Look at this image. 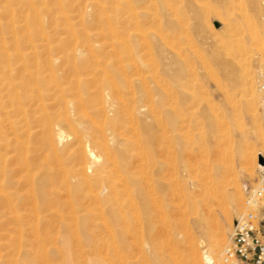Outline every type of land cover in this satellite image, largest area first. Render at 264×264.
Listing matches in <instances>:
<instances>
[{"label": "bare ground", "instance_id": "obj_1", "mask_svg": "<svg viewBox=\"0 0 264 264\" xmlns=\"http://www.w3.org/2000/svg\"><path fill=\"white\" fill-rule=\"evenodd\" d=\"M25 1L36 13L35 22L41 21V14L36 10L35 0ZM235 1L241 4V0H216L222 12L208 21L211 31H213V20L219 21L217 27L224 28L223 16L234 15L229 13V10ZM121 2L122 31L119 32L118 26H112V21L109 22L112 26L113 38L110 45L104 39L105 29L95 33L83 32L88 34L87 37L104 36L97 45H93L90 41L87 45H83L78 41L77 24L72 20H69L66 25L71 38L77 40L72 50H55L50 43L43 45V49H39L33 43V39L26 48L19 46L16 41L14 47H9L4 41L0 44V194L6 193L2 183L9 173H12L19 187L21 186L20 189L33 191L35 195L33 180L37 175L35 171L38 167L30 158V130L33 124H38L41 148H33L35 153L37 151L41 155L43 150L49 149L57 156L59 148L70 135L57 124L62 123L69 127L75 136L72 140L76 149L70 158L75 164L68 167L70 159L67 160L61 156H57L53 164L47 162L49 160H43L41 168H44V173L40 176L42 183L39 188L46 194L45 196H49L44 206L55 207L66 204V207L75 211L78 200H83L82 202L85 203L89 200L96 210L110 214L111 219L104 222L111 240L109 251L104 257L93 258L91 264H166L156 252V246L160 244L158 237L154 235L156 226H159L157 223L164 226V230L161 227L157 230L161 228L163 233L166 232L167 237L172 236L175 232L173 210L184 217L190 208L192 210L198 205V201L195 200L193 191L184 182H178L179 187L176 186L175 190L169 192L161 188L163 184L159 177H161L162 169L168 167L167 170H170L173 176L178 171L179 164L170 155L165 154L161 159L155 154L150 156L146 154L143 158L144 167L147 169L150 165V171L146 170L140 181L134 178V183H130L127 176H124L131 168L130 160L133 157L128 153V148L140 141L134 139L135 127L123 124L130 121L127 118L125 100L126 95L136 94L137 88L142 95L152 94V86L159 82L155 74L150 77L146 75V71L152 64L151 61H155L152 60L151 54L158 50V54L163 52L166 58L169 51L167 49L172 46L173 36L183 31L187 21H201L206 8L201 3L202 0H122ZM179 2L185 3V12L177 8L179 5L176 7L175 4ZM249 3L250 10L246 18L248 43L244 39L236 38L235 47L224 46L215 52V60L222 70L224 81L229 79L237 83L240 91L238 94L226 97L225 101L230 111L226 108L220 115V113L212 112V109L205 110L204 116L209 127L204 135L206 139L203 140L205 141L204 152H214L215 155L228 161L229 165L233 163L231 159L240 154L244 158L242 171L245 173L251 172V165L259 162L260 155L253 153L251 146L244 139L236 141L234 137L235 134L249 131V126L245 123L246 118L263 142L261 145L264 144V120L258 108L259 95L255 86V73L264 55V36L260 21L264 12V0H249ZM93 4L99 9V12L95 13H103L99 23L110 20L109 14L106 13L107 7L101 0H93ZM65 14L68 18V13ZM262 19L264 21V16ZM228 26H233L232 22H229ZM26 27L27 31H30L29 24ZM233 29L234 27L227 28L230 33ZM43 30L41 34L47 36ZM32 35L29 32V36ZM230 43L232 44V41ZM110 46L112 62L108 60L107 49ZM120 47L121 53L118 51ZM158 58L153 59L158 62ZM256 63L258 68L255 67L254 70ZM56 110L58 111L57 123L51 118ZM227 116L233 120H227ZM83 123L89 125L91 130L89 134L84 132L81 126ZM21 131H24L26 141H21ZM214 132L216 133L213 134ZM159 137L157 142L163 143L164 141ZM170 154L172 155V152ZM8 162L10 166H14L10 170L7 169ZM185 162L188 164L187 161ZM231 170L234 172V167H231ZM164 172L166 174L168 171ZM66 173L69 176V173H72L80 179L81 186L73 196L68 193L64 196L59 189H56L59 184L66 183L65 180L68 182ZM197 176L191 177L194 187L199 182ZM237 177L236 174L232 180L233 191L223 187L213 192V198L217 199L222 212L221 217L212 213V210L209 214L202 213V210L196 217V223L208 239V251L206 249L208 254L205 256L201 252L203 241L191 233L185 240L188 244L190 261L187 263L179 261L176 262L177 264H204L203 258H206L209 264L221 262L222 248L228 233L231 232L233 220L242 212L243 194L239 189ZM7 198L10 197L7 195ZM35 200V203L40 204V201ZM228 202H232L231 207L227 206ZM33 206L35 207L34 204ZM132 224L138 227L136 232H140L139 235L135 236L132 233L133 230L130 228ZM134 241L135 244L136 241L140 242L137 244L142 254L139 263L131 260L134 252L131 251L130 244ZM167 246L174 262L178 248L174 247L171 239H168ZM62 264L72 263L63 262Z\"/></svg>", "mask_w": 264, "mask_h": 264}, {"label": "rangeland", "instance_id": "obj_2", "mask_svg": "<svg viewBox=\"0 0 264 264\" xmlns=\"http://www.w3.org/2000/svg\"><path fill=\"white\" fill-rule=\"evenodd\" d=\"M121 1L101 0L107 7L106 13L109 14L110 20H107L106 23H99L100 16L103 13H95L99 12V9L93 4V0H35L36 10L41 14V21H36V23L34 18L36 13L31 10V7L27 5L25 0H0V44L4 41L9 47H14L17 42L19 46L26 48L33 41L39 49H43V45L50 43V46L55 50H72L77 40L71 38V33L66 26L69 20H72V22L77 24L78 41L83 45H87L89 41L93 45H97L103 40L102 37H104L102 35L87 37L88 34L86 35L83 32L89 31L87 33H95L104 29L106 30L104 39L110 45L113 39L112 26H118V31H122ZM201 3L206 8L201 21H187L183 31L177 32L171 39L172 46L170 49H167L169 51H167L168 54L166 56V58L168 56L171 58H164L165 54L163 52L158 54V50L157 52L155 51L157 54L154 52V54H151V57L153 56L152 60L155 61H151L152 64L154 62V65L151 64L148 68L149 70L146 71V75L150 77L155 74L159 82L155 86H152V94L142 95L139 88L136 87V94L126 95L125 100L127 118L130 121L123 124L135 127L134 132L136 133H134V139L140 141H138L139 143L137 142L138 144H133L132 147L128 148V153L133 155V157L130 160L131 168L128 169V173H125L124 176H127L125 177L130 183H134V178L140 181L144 177L145 171H150V165L149 169L144 167L145 161H143V158L146 154L149 156L155 154L161 159H163L162 156L165 154L166 156L170 155V157H174L173 160L175 162H178V171L173 176L170 170H167L168 167L163 168L161 177H159L162 181L161 184H163L161 188L165 192H169L175 190L176 186L177 188L179 187L178 182H184L193 191L194 198L198 201L197 208L195 207L192 210L190 208L184 217H181L173 210L172 217L175 220V232L172 236L167 237L166 232H162L164 226L162 227L161 223H157L159 226H156L155 231L158 234L154 233V235L158 237L160 244H157L156 252L166 264H175L179 261L187 263L190 261L188 257V244L185 240L188 234L191 233H194L198 239L203 241L201 252L205 256L208 254V239L195 220L202 210L204 214H209L210 210H212V213L221 217L222 212L217 199L213 198V192L223 187L233 191L232 180L237 174L238 186L243 194L242 212H245L249 209V206L245 203L247 191L256 186L259 179V162L251 165V172L245 173L242 171L244 158L240 154L235 155L231 159L233 163L231 162V165H229L228 161L223 160L217 154L215 155L214 152H204L205 141H203L206 139L204 135L209 127L204 116L205 110L209 108L213 110H211L212 112L222 115L228 107L225 101L226 97L238 94L240 91L237 83L226 78L224 81L222 70L218 67L215 60V52L224 46L233 45L235 47L236 38L244 39L248 43L246 18L247 12L250 10V3L249 0H241V4L235 1V4L229 10V13H233L234 15L223 16V29L215 26L213 20V31L209 29L208 21L220 15L222 10L219 9V4L216 0H202ZM175 5L176 7L179 5L177 7L179 10L186 11L184 2H179ZM65 13H68V18ZM263 16L264 12L260 19L264 36ZM229 22H232L233 26H228ZM26 23L29 24L30 31H27ZM228 27H234V32L230 33L227 30ZM41 30L47 33L48 38L46 35L43 36L41 34ZM29 32L33 35L29 36ZM231 41L232 44L230 43ZM107 50L108 60L112 62V47H108ZM118 51L121 53L122 48L120 47ZM263 56L260 59L262 62L260 65L264 63ZM154 57H159L157 59L158 62H156V59H153ZM257 64L254 65V70L255 67L258 68ZM256 76L257 72L255 73V79ZM256 90L260 99V92L257 86ZM227 109L229 110V108ZM259 111L264 120V114L260 108ZM55 112L52 113L51 118L57 123L58 111L56 110ZM227 120L233 119L227 116ZM245 123L246 126H249V131L243 134H235L236 141L244 139L251 146L253 153L262 154L263 156L264 147L262 145L264 144L261 145L263 142L253 131L251 123L247 118L245 119ZM57 124L62 127L66 134H70L69 138H66L63 145L59 148L57 155L68 160L76 149L72 140L75 136L69 127L62 123ZM37 125L33 124L30 130L29 142L31 150L30 158L36 162L38 167L35 171L37 175H35L33 180L35 195H33V191L20 189L21 186L19 187L12 173H9L2 183L6 193L0 194V264H62L63 262L91 264L93 258L98 256L104 257L107 251H109L111 240L109 230L104 222L107 219H111V216L109 213H102L96 210L94 204L89 200L86 203L82 202L83 200H78L76 213L69 207H66V204L55 207L44 206L48 202L49 196H45L46 194L40 191L39 188V185L42 183L40 176L44 173L41 163L43 160H49L47 162L53 164L57 156L49 149L43 150V155H39V152L36 151L35 153L32 150L33 148H41ZM81 126L86 134L91 132L89 125L83 123ZM20 134L21 141H26L24 131H21ZM158 136H160V140L164 141L163 143L157 142ZM120 147L124 146L120 145ZM202 148L203 150H201ZM171 152L172 155L170 154ZM74 164L75 162L70 159L67 166L72 167ZM12 167L14 166H10V162H8L7 169L10 170ZM231 167H234V172H232ZM164 171L168 172L165 174ZM69 174L70 176L66 173V176L69 177H66L68 182L65 180L66 183H61L56 188L64 196L67 193L73 196L78 191L79 186H81L80 179L72 173ZM195 175H198L199 180L196 187L193 186V178H191ZM164 181L165 183H163ZM2 194L4 195L2 196ZM7 195L10 198H7ZM63 198L65 200V197ZM35 199L40 201V204L35 203ZM231 205L232 202L227 203L228 207H231ZM236 218H234L233 223ZM158 227H161L163 230L161 228L157 230ZM130 228L133 230L132 233L135 236L140 234V232H136L138 227L135 224H132ZM158 231L161 232L159 233ZM168 239H171L174 247L178 248L179 256L177 253L174 262L170 257V250L167 246ZM136 242V244L135 241L130 244V249L134 252L131 260L134 263H139L142 254L137 245L140 242ZM203 263L209 264L206 262V258H203ZM219 264H222V260Z\"/></svg>", "mask_w": 264, "mask_h": 264}, {"label": "built area", "instance_id": "obj_3", "mask_svg": "<svg viewBox=\"0 0 264 264\" xmlns=\"http://www.w3.org/2000/svg\"><path fill=\"white\" fill-rule=\"evenodd\" d=\"M255 80L264 114V63ZM245 203L249 209L233 223L222 250V264H264V163L259 168L258 184L247 191Z\"/></svg>", "mask_w": 264, "mask_h": 264}, {"label": "water", "instance_id": "obj_4", "mask_svg": "<svg viewBox=\"0 0 264 264\" xmlns=\"http://www.w3.org/2000/svg\"><path fill=\"white\" fill-rule=\"evenodd\" d=\"M213 23H214L215 26H218V25H219V21H218V20H214ZM258 161H259L260 163H264V157L262 156V154H260V155L258 156Z\"/></svg>", "mask_w": 264, "mask_h": 264}]
</instances>
